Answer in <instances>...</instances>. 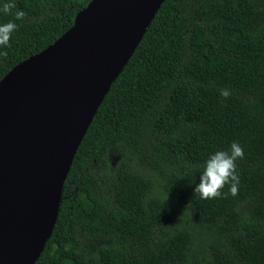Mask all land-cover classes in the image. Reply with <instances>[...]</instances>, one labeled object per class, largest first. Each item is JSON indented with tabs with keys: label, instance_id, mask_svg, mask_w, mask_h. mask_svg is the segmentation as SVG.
I'll return each instance as SVG.
<instances>
[{
	"label": "trees",
	"instance_id": "1",
	"mask_svg": "<svg viewBox=\"0 0 264 264\" xmlns=\"http://www.w3.org/2000/svg\"><path fill=\"white\" fill-rule=\"evenodd\" d=\"M8 2L0 23L18 27L0 83L92 0ZM233 142L237 194L202 199L205 161ZM36 264H264V0L164 2L78 150Z\"/></svg>",
	"mask_w": 264,
	"mask_h": 264
},
{
	"label": "water",
	"instance_id": "2",
	"mask_svg": "<svg viewBox=\"0 0 264 264\" xmlns=\"http://www.w3.org/2000/svg\"><path fill=\"white\" fill-rule=\"evenodd\" d=\"M165 1L92 0L0 83V264L44 253L78 150Z\"/></svg>",
	"mask_w": 264,
	"mask_h": 264
},
{
	"label": "clouds",
	"instance_id": "3",
	"mask_svg": "<svg viewBox=\"0 0 264 264\" xmlns=\"http://www.w3.org/2000/svg\"><path fill=\"white\" fill-rule=\"evenodd\" d=\"M14 7V4L5 0L0 5V11L8 14ZM14 15L15 20H22L25 13L22 10H17ZM17 27L18 25L13 21L0 23V46L9 44L11 35ZM220 94L225 98L230 95L227 89L221 90ZM243 155V149L237 142L231 144L230 153L228 151H217L210 155L203 165L199 183L195 186L194 192L199 193L202 199L214 198L221 195V189L228 184L230 185L229 191L235 196L238 192L239 184L235 162L238 158H243Z\"/></svg>",
	"mask_w": 264,
	"mask_h": 264
}]
</instances>
